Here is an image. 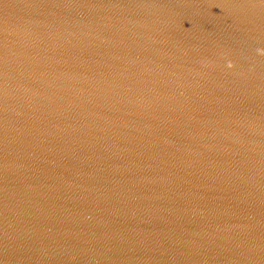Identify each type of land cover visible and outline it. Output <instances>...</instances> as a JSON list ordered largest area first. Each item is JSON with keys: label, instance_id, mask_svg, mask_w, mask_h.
<instances>
[{"label": "water", "instance_id": "obj_1", "mask_svg": "<svg viewBox=\"0 0 264 264\" xmlns=\"http://www.w3.org/2000/svg\"><path fill=\"white\" fill-rule=\"evenodd\" d=\"M0 264H264V0H0Z\"/></svg>", "mask_w": 264, "mask_h": 264}, {"label": "clouds", "instance_id": "obj_2", "mask_svg": "<svg viewBox=\"0 0 264 264\" xmlns=\"http://www.w3.org/2000/svg\"><path fill=\"white\" fill-rule=\"evenodd\" d=\"M229 66H231V65H229Z\"/></svg>", "mask_w": 264, "mask_h": 264}]
</instances>
